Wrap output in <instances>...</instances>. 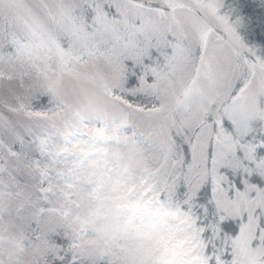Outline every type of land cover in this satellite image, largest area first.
<instances>
[{"label": "snow or ice", "instance_id": "obj_1", "mask_svg": "<svg viewBox=\"0 0 264 264\" xmlns=\"http://www.w3.org/2000/svg\"><path fill=\"white\" fill-rule=\"evenodd\" d=\"M0 264H264V0H0Z\"/></svg>", "mask_w": 264, "mask_h": 264}]
</instances>
